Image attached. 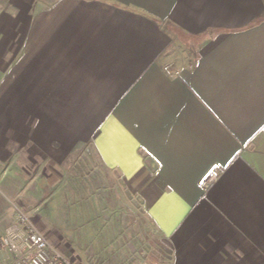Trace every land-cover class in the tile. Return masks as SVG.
<instances>
[{"label": "crops", "instance_id": "obj_1", "mask_svg": "<svg viewBox=\"0 0 264 264\" xmlns=\"http://www.w3.org/2000/svg\"><path fill=\"white\" fill-rule=\"evenodd\" d=\"M83 156L143 206L132 250ZM14 205L75 264H264V0H0V237Z\"/></svg>", "mask_w": 264, "mask_h": 264}, {"label": "rangeland", "instance_id": "obj_2", "mask_svg": "<svg viewBox=\"0 0 264 264\" xmlns=\"http://www.w3.org/2000/svg\"><path fill=\"white\" fill-rule=\"evenodd\" d=\"M84 159L83 156L78 165L85 173L79 180V183L85 187V193L80 191L83 195L78 197V202L81 199L87 204L94 200V209L96 208L93 211L94 222L98 221L100 226L102 225L103 233L113 239L114 243L110 245L117 246L119 250H132L135 241L148 234V222L143 206L132 196L126 195L116 181L106 180L97 166L90 163L86 165L82 161ZM79 173L81 174L80 171ZM86 183L90 185L92 198L88 195L89 188ZM93 229L96 230L97 226L94 225ZM59 249L62 251V248ZM64 254L68 255L66 251Z\"/></svg>", "mask_w": 264, "mask_h": 264}, {"label": "built area", "instance_id": "obj_3", "mask_svg": "<svg viewBox=\"0 0 264 264\" xmlns=\"http://www.w3.org/2000/svg\"><path fill=\"white\" fill-rule=\"evenodd\" d=\"M219 175V169L210 170L201 186L208 187ZM15 220L0 237V250L9 256L4 264H75L65 257L30 217L14 205Z\"/></svg>", "mask_w": 264, "mask_h": 264}, {"label": "bare ground", "instance_id": "obj_4", "mask_svg": "<svg viewBox=\"0 0 264 264\" xmlns=\"http://www.w3.org/2000/svg\"><path fill=\"white\" fill-rule=\"evenodd\" d=\"M16 207L20 208L24 213H26L21 207H19L18 205H15ZM15 215V214H14ZM15 220V219H14ZM69 259V258H68Z\"/></svg>", "mask_w": 264, "mask_h": 264}]
</instances>
